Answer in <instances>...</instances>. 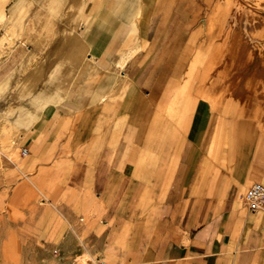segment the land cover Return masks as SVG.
<instances>
[{
  "label": "crops",
  "instance_id": "1",
  "mask_svg": "<svg viewBox=\"0 0 264 264\" xmlns=\"http://www.w3.org/2000/svg\"><path fill=\"white\" fill-rule=\"evenodd\" d=\"M138 6L0 0V85L43 92L25 103L39 107L25 118L32 193L76 215L97 210L121 247L143 251L141 264H264V211L236 200L238 187L264 185L259 120L240 100L224 118L220 102L212 110L198 97L180 125L192 89L228 75L235 84L244 63L194 77L202 68L185 56L198 34H176L165 15L136 16ZM220 42L209 38L204 53Z\"/></svg>",
  "mask_w": 264,
  "mask_h": 264
},
{
  "label": "rangeland",
  "instance_id": "2",
  "mask_svg": "<svg viewBox=\"0 0 264 264\" xmlns=\"http://www.w3.org/2000/svg\"><path fill=\"white\" fill-rule=\"evenodd\" d=\"M133 1L140 9L136 16L156 19L165 15L175 20L176 34H198L185 56L190 70L202 68L194 77L206 78V67L215 63L214 71L230 66L229 70H234L235 61L244 66L248 62L252 67L250 72L244 66L236 69L235 84L228 75L224 81L214 79L208 86L192 89L191 101H186L180 125H187L198 97L205 98L212 110L214 104L220 102L217 110L224 106V118L228 114H239L240 108L235 102L240 100L246 118L258 119L259 130L264 133V34H261L264 3L255 0H208L210 4L207 0H126L130 4ZM215 37L221 38L219 47L204 53L209 38ZM25 79L24 76L22 81ZM226 81L229 85L224 84ZM23 87L24 84H19V88ZM42 94V91L10 90L0 85V264H141L143 251L138 247L127 251L121 247L116 242L118 236L111 221L97 210L80 216L62 204L52 206L33 195L23 165L28 155H23L22 149L27 148L26 115L28 112L36 115L39 107H27L25 103L28 96L36 98ZM223 125L219 129V141L226 145L224 139L228 130ZM230 126L233 128L234 124ZM238 189L236 200L242 206L237 195L244 188ZM79 224L82 228H77Z\"/></svg>",
  "mask_w": 264,
  "mask_h": 264
},
{
  "label": "built area",
  "instance_id": "3",
  "mask_svg": "<svg viewBox=\"0 0 264 264\" xmlns=\"http://www.w3.org/2000/svg\"><path fill=\"white\" fill-rule=\"evenodd\" d=\"M22 154L27 155L28 149L23 148ZM239 202L251 212L264 211V185L253 182L237 195Z\"/></svg>",
  "mask_w": 264,
  "mask_h": 264
},
{
  "label": "bare ground",
  "instance_id": "4",
  "mask_svg": "<svg viewBox=\"0 0 264 264\" xmlns=\"http://www.w3.org/2000/svg\"><path fill=\"white\" fill-rule=\"evenodd\" d=\"M255 1L264 3V0H255ZM255 1H254V2H255ZM206 2L209 3L208 0H207ZM247 4H248V3H247ZM215 8H217V6H216ZM255 9H259V8L255 6ZM138 13H139V11H138ZM138 13H137V14H138Z\"/></svg>",
  "mask_w": 264,
  "mask_h": 264
}]
</instances>
